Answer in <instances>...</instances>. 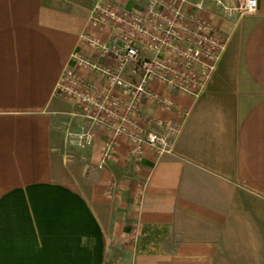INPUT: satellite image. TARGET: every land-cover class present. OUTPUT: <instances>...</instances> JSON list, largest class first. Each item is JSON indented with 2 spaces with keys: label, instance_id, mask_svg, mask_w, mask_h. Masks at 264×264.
<instances>
[{
  "label": "crops",
  "instance_id": "crops-1",
  "mask_svg": "<svg viewBox=\"0 0 264 264\" xmlns=\"http://www.w3.org/2000/svg\"><path fill=\"white\" fill-rule=\"evenodd\" d=\"M107 2L145 12L0 0V264H264V0L244 15L235 0H187L226 40L215 70L196 100L151 85L175 108L144 103L142 127L179 128L172 153L137 161L122 138L102 165L111 134L80 147L88 123L55 91L66 70L103 86L72 56L97 61L81 37L110 40L89 25Z\"/></svg>",
  "mask_w": 264,
  "mask_h": 264
},
{
  "label": "built area",
  "instance_id": "built-area-1",
  "mask_svg": "<svg viewBox=\"0 0 264 264\" xmlns=\"http://www.w3.org/2000/svg\"><path fill=\"white\" fill-rule=\"evenodd\" d=\"M141 1L145 5L141 14L117 9L108 2L98 5L89 25L110 29V40L85 34L81 41L97 52V61L93 63L79 54L72 56L79 68L89 70L103 81V86H95L73 70H66L55 91L77 105L88 123L87 131L77 136L80 147L92 144L96 130L111 134L103 146L102 165L111 159L122 138L137 161L145 148L159 157L172 153L179 128L170 121L155 122L157 132L142 127L152 122L140 114L144 103L156 102L167 111L175 108L171 100L153 93L151 85L198 99L226 46V40L209 22L186 12L183 5L187 0ZM235 1L242 15L253 14L257 9V0Z\"/></svg>",
  "mask_w": 264,
  "mask_h": 264
}]
</instances>
